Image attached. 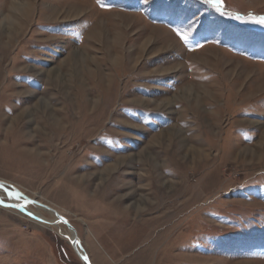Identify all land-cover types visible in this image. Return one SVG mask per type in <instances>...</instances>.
I'll return each mask as SVG.
<instances>
[{
    "label": "rangeland",
    "instance_id": "obj_1",
    "mask_svg": "<svg viewBox=\"0 0 264 264\" xmlns=\"http://www.w3.org/2000/svg\"><path fill=\"white\" fill-rule=\"evenodd\" d=\"M260 17L264 0H0V183L56 208L91 264H264ZM19 211L0 206V264H83L64 224Z\"/></svg>",
    "mask_w": 264,
    "mask_h": 264
},
{
    "label": "water",
    "instance_id": "obj_2",
    "mask_svg": "<svg viewBox=\"0 0 264 264\" xmlns=\"http://www.w3.org/2000/svg\"><path fill=\"white\" fill-rule=\"evenodd\" d=\"M0 188H3L4 190H6L7 192H9V193H11L13 195H18V196L22 197L23 200H24V203H26V204L27 203H32L34 205L42 206V207H44L47 210L54 211L56 213L57 217H58L59 222L64 224L68 228V230L73 234V238L71 240H69V242H70L73 250L77 254V256L80 258V260L82 261L83 264H91L90 261H89V258L86 255V253L82 254V253L79 252L78 247H80L81 249H82V247H81V245L79 243V240L77 238V233L75 231V228L73 227V225L69 222V220L67 218H65L60 213H58L57 210L54 209L53 207H51V206H49V205H47L45 203H42V202H40L37 199L30 198L26 194L22 193L21 191L6 189L5 186L3 184H1V183H0ZM0 206L1 207H5V208H15L17 210H20L21 204H15V203H12V202H6V201H3L2 199H0ZM24 214L28 215L29 213L24 212ZM29 216H32V215L29 214ZM33 218H35V217H33Z\"/></svg>",
    "mask_w": 264,
    "mask_h": 264
},
{
    "label": "bare ground",
    "instance_id": "obj_3",
    "mask_svg": "<svg viewBox=\"0 0 264 264\" xmlns=\"http://www.w3.org/2000/svg\"><path fill=\"white\" fill-rule=\"evenodd\" d=\"M120 157V156H119ZM124 184V183H123ZM16 190V189H15ZM152 192V191H151ZM23 202H19V203H15V204H21V207H20V211L21 212H27V213H29L30 215H32L33 217H35V218H37V219H39V220H41L43 223H44V225L45 226H55V227H57L58 225H59V220H58V217H57V215H56V213L54 212V211H50V210H47V209H45L44 207H42V206H38V205H35L37 208H41V209H43V210H46V211H48L51 215H53V218H51V219H46L45 217H43V216H41L39 213H37V214H35V213H33L31 210H29V208L25 205V203H24V200H22ZM14 203V202H13ZM54 209H56V208H54ZM57 210V209H56ZM19 211V212H20ZM57 212L58 213H60L58 210H57ZM28 214V215H29ZM61 214V213H60ZM62 215V214H61ZM31 216V217H32ZM63 216V215H62ZM165 217V216H164ZM160 218V217H159ZM162 221H163V219H162ZM152 222V221H151ZM155 222H157V221H155ZM160 222H161V220H160ZM163 224V222L161 223V225ZM165 224V223H164ZM163 229V228H162ZM159 232V231H158ZM66 236H67V238H68V240H71L72 238H73V234L70 232V231H68V233L66 234ZM80 243V242H79ZM78 249H79V252L80 253H82V254H84L85 252H84V250H82L80 247H78Z\"/></svg>",
    "mask_w": 264,
    "mask_h": 264
},
{
    "label": "snow or ice",
    "instance_id": "obj_4",
    "mask_svg": "<svg viewBox=\"0 0 264 264\" xmlns=\"http://www.w3.org/2000/svg\"><path fill=\"white\" fill-rule=\"evenodd\" d=\"M98 2H99V0H98ZM209 3H212L214 6L218 7L219 5H221L223 3V0H209ZM239 18L240 17H237V19H239ZM258 22L264 24V17H260L258 19ZM181 39L187 41L188 37H187L186 34L182 33L181 34Z\"/></svg>",
    "mask_w": 264,
    "mask_h": 264
}]
</instances>
